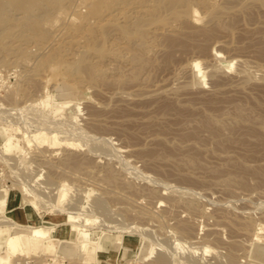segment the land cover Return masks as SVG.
<instances>
[{
	"label": "bare ground",
	"instance_id": "bare-ground-1",
	"mask_svg": "<svg viewBox=\"0 0 264 264\" xmlns=\"http://www.w3.org/2000/svg\"><path fill=\"white\" fill-rule=\"evenodd\" d=\"M240 19L243 22H241ZM238 21H239V24L241 23V25H245L244 26L246 27L245 29L253 30L254 33H257L258 37L256 36L257 38L254 39V41H256L257 43L258 53L260 55H264V27H262L264 25V0H0V66L3 65V67H6L7 64L12 65L13 63L14 65L16 62L18 63L20 62V64L22 63L25 65L27 62H29V60H32L33 64H31L30 67L22 66L23 70L21 71V73L19 72L20 74L19 76L25 82V83L22 82L21 84H23L25 87V84L28 81H35V83L33 84L36 85V87L38 86L37 88L39 89L40 93L38 95L39 97L36 99L33 98V100L34 101L37 100V102L40 103L41 105L42 104H45L46 106L51 105L52 107L51 106L50 107H51L52 113L63 116V114L66 111L65 110L66 107L74 105L75 103L69 100H62L56 104L52 103L51 102L52 100L51 90H49L47 86L44 84L43 85L41 84L40 86L38 84V80H41L43 77H45L42 74L44 73L45 68L48 67L51 63H55L57 65H63L64 67L63 76L66 77V79L72 81L75 85L79 87L81 85L83 86L84 84H86L88 87L89 86L94 87L95 85L100 86L103 84H109L113 86L112 88H114L113 90L111 89L112 93L113 92L116 93L114 94V96H116L118 92L120 93L118 96H120L123 92L129 95L130 94L133 95L132 93L133 90L136 93H138V91L142 93L143 89L146 91L145 87L147 88V86L149 87L150 85H154L156 87V85L153 83L154 81H156V83L158 84L157 80L159 79L157 78L155 79V77L157 76H153V74L155 73V70L161 65L162 59H163L164 64L165 63L167 64L174 57L173 52L178 51V50L181 52L182 51L185 52L188 50L192 52L197 51V52L206 53L207 48L209 46L208 42L212 40L211 43H213V39L216 40L218 38V37L216 38L215 33L217 31H221V32H228V33L233 34L235 29H238L236 28ZM194 22H196V24H194ZM217 41H222L223 44L231 45V43H228L229 41L224 38H219L217 39ZM233 44L234 43H232V45ZM234 45H237V44H234ZM31 46L32 47L34 46L35 49L33 50ZM226 49H229V47ZM220 53L221 51H219V49L217 50L216 48L215 49L213 48L212 51L209 52V54H211V56H214V57H218ZM161 55L162 57L160 59ZM249 61L250 60L246 58H240L238 60L240 68L236 70L237 75L235 77L236 78L239 77L241 82L246 81L245 83H247L248 82L247 80L249 79L252 80V77L250 74L252 72L249 73L250 70L247 71L248 70L247 66L249 65ZM18 63H16L15 66L18 65ZM184 64L183 65L180 64L178 66L181 67V66H184ZM187 64H188V68L186 67V64H185V69L183 67L182 69L184 70H186V68L189 69V71L187 72L188 73L190 72L193 75H197L200 72L205 71V70L201 71L202 62L197 58L191 59V61L187 62ZM255 66L258 67L260 70L262 69V71L264 70L263 63H258ZM205 67L207 68L206 70V72H208L207 74L210 76L213 82L212 89H211L212 95L209 93L210 92L209 91L208 93L210 94L211 98L207 97L208 99L206 98H205L206 100L203 99L200 102L201 107L199 106L200 103L198 102L199 103L198 106L200 109L196 108V105L194 104L195 107L192 106L194 110L191 107L192 109H189L187 112H183L182 109H181L182 111L177 110L178 107L175 108L174 105L172 106V104H163V105H160L157 109H155L154 111L155 113H151V114L147 113V115H145L146 116L145 120L142 119L144 118V116H142L141 119L139 118L142 121H140L141 123L138 122V124H143L140 127V131L143 130L141 132L145 134L146 138L149 137L148 140H151L152 138V141L154 142L157 141L159 144L158 150L148 151L147 155H149L150 158L155 159L156 157L157 159V157H161V158H165L169 160V162L171 163H175L174 165H176V163H179V164L182 163L192 168L193 167L195 168L204 167L203 170H205V168H208V166H205V162H203L202 158L200 157V151L196 149H194L193 152L192 150H187L186 152L180 153L178 156L176 154L173 155L174 153L171 152L175 149L174 144L172 145L173 149H170V148L167 149V147L166 148L164 147V144H166L167 141L168 142L173 141V140L168 139V136H167L168 131L177 130L179 128L189 129L187 132L179 133L180 137L185 138L184 140H189V142H186V145L188 148H192V149L196 148L195 146H197L198 143L201 145H205V143H201V140L204 139L202 137V132L204 131L206 132L207 138H209V140L217 146H221V145L223 146V144L225 143H237V144H240L238 146H241V148L243 146L244 150L248 151L249 153H252V152L256 153L259 151H262L264 153V109L263 107H261V101L256 99V96L251 97L253 101L251 103H248L247 100L245 99L244 101L234 99L236 97L228 98L226 96L227 99H225L223 90H225L224 87H226L227 85L226 83L227 81L226 82L224 81V79H226L227 77L225 76L224 79H221V75L219 74L223 72L225 74L227 72H225L224 70L223 72L222 70L220 72L219 71L220 67L218 64L217 65L215 64L214 60L207 62ZM15 68L16 67H14V69ZM258 68H255V69H258ZM2 69L3 68H1V70ZM252 70L254 71V69ZM177 71L178 69H175V72ZM16 73L18 72L16 71ZM190 73H189V76L191 75ZM16 75L18 76V74ZM262 77L264 80V76H261V78ZM18 79L21 80L20 78ZM239 79L237 80L239 81ZM257 79H259V77ZM254 80L256 81V79ZM203 82H204V79H203ZM127 83H132L131 84L132 86L130 88L132 92L129 91L130 89L127 90V92L125 91V89L127 88L125 84ZM229 83L230 82H228V84ZM19 84H20V81H19ZM19 84L17 83L16 85H19ZM240 84L241 85L243 84L244 86V83H240ZM240 84H237V85L239 86ZM231 85L232 86L235 85V87L237 86L236 84L234 85L231 84ZM70 86L71 85H68V84L63 85V87H65L66 90L69 89ZM20 87L17 88L16 86L17 88L16 93L18 92ZM153 87H152L153 89L152 93H157L155 89H158V88L154 89ZM163 87H162V90H163ZM245 87L246 86H244V88ZM150 88L147 90L152 91V89ZM169 89L173 91L174 87L173 89L172 88H169ZM25 90H26V87H25ZM28 91L30 92V90H26L25 92L28 93ZM148 92H145L143 94H148ZM173 92L175 93V90ZM239 92H241V90ZM164 93L168 94V92H164ZM139 94L135 96L140 97ZM121 96H125V94ZM127 96L128 95H126V97ZM131 97L132 96L130 95V97H127V98H131ZM186 98L187 97H185V99ZM185 99L183 98V100ZM33 100L31 101V103L33 102ZM216 101L217 102L226 101V102L225 103L223 102V104L221 103V105L219 103L215 106L214 104L217 103ZM184 102L187 103V101H184ZM187 105H189L188 107L190 108V105H192V102L188 100V103L185 105L186 108H184V110L188 109ZM197 109L200 111H197ZM172 114L175 115V117L180 118L176 121L177 123L176 125L173 124L174 122H170L171 120L169 121V118L171 117ZM41 116L43 115L39 116L41 118V121H44L43 119L45 117L43 116L42 118ZM44 128L46 127L38 126L34 131H28L27 129L22 130L19 126H17V129L20 131V136L23 139V146H17V152L19 153L18 154L19 157H22L24 154L23 148H25V151H26V148H31L32 146H33V149L38 146H42V147L45 146V149L49 148L54 153V150H58L57 148H59L60 150V147L62 146L75 148L78 145V143L74 141V138L70 136H60L58 134V131L48 130L47 128L46 129ZM73 128L70 127V130H68V132H71L70 134L73 133L72 131ZM76 128L77 127H75V131L78 133V130H77L78 128L77 129ZM67 129H66V132H67ZM82 133L84 135V132ZM102 137L100 138L104 140L105 137L107 136L103 137L104 139ZM142 137L144 138V136ZM93 138L95 137H92L91 140H94ZM100 138L98 139V136H97V139L99 141H100ZM146 138L143 140L145 141ZM106 139L108 140V138ZM99 141L98 143L100 144L101 141L100 142ZM104 141L105 143H107L106 140ZM95 142L96 141H94L93 143L96 144L97 142L96 143ZM13 143L15 142H13L11 140V137L9 136L5 138L2 145L7 147V146L15 145ZM99 146L100 145L96 147L94 146V147L97 148ZM102 146L107 147L106 148L107 150L109 147V144L108 146H106L105 144L101 145V147ZM112 147L110 148H111V151L113 152L115 151V149H114V146ZM41 149L42 148H40V150ZM99 150L102 151V148ZM106 150L104 151H105V154L107 155L108 153L106 152ZM116 150L118 149L116 148ZM22 151H23V154H22ZM43 151H40V153L42 152L41 154H37V151H35L36 155L43 156L41 158V162L45 160V157H46L45 155L47 154L45 151L44 153L46 154H44ZM108 152L110 151L108 150ZM112 152H110L111 155H112ZM110 153L108 154V157ZM226 153L227 152H225V158H228V159L231 158L230 159L231 161L233 157H229L230 155L228 156L227 155L228 153L227 154ZM77 154L78 153H76L75 151H65L63 153V156L61 155L62 164L58 163L61 165L64 164L63 166L67 165V167L68 165L73 166V169L75 172L74 171H71V172L72 173L74 172L76 176L79 173V172L77 173L78 168H83L84 166L86 168H89L90 166L89 165L90 159H88L87 156L82 157L80 154L81 158L80 157L78 158ZM116 154L118 156L119 152H117ZM112 156H115L114 153ZM48 157L49 155H47V160H48ZM37 158L35 157V159ZM228 159H225V160L228 162ZM234 159L235 160L231 162L229 161L230 169H228V166H227L228 163L223 165V167L221 166V169H218L220 168V166L219 167L214 166L213 168L212 166L211 167L209 166L212 169L208 168L209 170H212L218 174L216 175L215 178L217 181H220L221 183L224 184L223 185V187L225 186L224 189H226V186L227 187L231 186L232 188L233 187L232 185H234L235 183L246 184L247 175H250V176L252 175V177L254 176V178H256L255 182H258L259 184L264 185V166H262L264 165L263 162H261V165H256V166L253 165L252 167H249L248 164L247 166L245 165L246 164L245 162L241 161L243 159L240 160V158H238L239 159L238 161L236 160V158ZM39 160H40V157H39ZM261 160H263V158ZM49 163L48 164L50 166L55 165V162L54 163L49 162ZM224 163H221L220 165ZM29 164H30L29 161H25L24 167H28ZM49 165H47V167ZM103 166H104V171L101 170V174L103 172L102 177H104V181L105 183H107L108 186H105V185L101 186L100 192L98 191L99 189L98 190L96 189L97 190L96 192H98L99 194L93 192L92 193L93 197H91L90 195L91 197V198L89 197L90 199L88 198V196H89V192L91 191L86 192V194L84 195V196H87L86 198H88L86 199L87 200L86 203L84 200L85 198L83 196H80L79 194H78V197L79 196L80 197L78 199L77 197L75 198L77 202H75V199L73 197L74 202L73 204H71L70 202L72 199L71 200L69 199L70 202L69 201L68 202L71 205H73L75 209L77 205H82L83 203V206L85 208L89 207L87 209H89L90 211L91 209L93 210L98 209L99 210L98 213H102L100 212V210L104 212V210H106V207L108 209L107 200L109 198V195L112 196L114 191H115L114 196H116L115 195L116 192L119 193V196L117 195L116 198L125 197L124 200L126 199L128 200L131 197V196H128L129 195L128 193L130 191L133 192L134 190H137L141 192L142 194L143 192H146V194L149 196L157 194L158 188L155 189L149 186L146 188L137 187L134 182L133 183L135 185L132 183L131 179H129V181L126 182L127 178L124 181L123 180L124 177L123 178L119 177L118 176L119 174L118 175L116 174L117 170L115 172V169L114 170L112 169L113 166H107V164H106L107 167H105V165ZM54 167H57V166H54ZM51 168L53 172L50 170ZM51 168L48 169V172L51 171L50 175L48 173V177L45 179V182L42 183L40 181L39 182L40 184H38V187L40 185L44 187H48L46 185L49 184V180L52 177L51 174L54 173V168L53 167ZM68 168H71V167H68ZM99 168L101 167L99 166ZM32 169H35V168L32 167ZM56 169L57 168H55V171ZM209 170H206V171H209ZM78 171H80V175H81V170L79 169ZM84 171L86 172L87 170L85 169ZM32 172L35 173V171L33 170ZM41 174H39V176ZM80 175L79 177L82 176ZM90 175L89 176L92 180V174L90 173ZM85 176L86 178L88 177V175H85ZM37 178H38V175H37ZM81 178H84V177H81ZM90 178L88 177L89 181H90ZM96 178L98 177L95 176V179ZM99 178L100 180H102L101 176ZM151 178H153L154 180L156 177H151ZM75 179L77 178L75 177ZM157 179H158L157 181L160 182L159 178ZM25 180H24V183L29 185V183H27L29 181L27 180L25 181ZM28 180H29V177H28ZM36 180L38 179H35V182ZM31 181L34 183L33 180ZM92 181H94V177ZM20 182H23V181L17 182L16 180L12 181L11 179V182H9L8 185H12V186L16 185L19 187L21 184ZM46 182L47 184H45ZM105 183L103 182V184ZM160 183H163V182L161 181ZM217 183L219 184V182ZM36 184L34 185L35 187H37ZM30 185H32V187L30 186L29 188L30 190L29 189L28 190L32 192V195L27 194V201L31 205L34 206L33 207L34 209L39 210L42 204L38 203L39 202L37 198L38 194H36L38 193V191L32 190L35 188H33V184H30ZM63 185H67V183L64 182ZM165 185L169 187V190L170 188L173 187V186L170 187V184L168 183L167 184L165 183ZM58 186L60 185L58 184ZM71 186L67 185V187L66 186L63 188L60 187L62 188V190H60V192L58 193H59V200L61 202L65 197L68 198L69 196L68 192ZM231 188H228L227 190H230ZM49 189L51 191V187ZM49 189L47 192L50 193ZM39 190H40V187H39ZM127 190H130L127 193L128 195L125 192ZM176 190H180V189L177 188ZM185 190L183 187L182 191H184L185 193H189V192H186ZM191 190H190L191 192L190 195L193 196L192 192H197V191H193V190L191 191ZM182 191H179V192L183 193ZM39 192L42 193V191H39ZM110 192H112V194ZM169 192L171 193L172 191H169ZM179 192L175 191V193L180 194V195L177 194L176 196H174L175 193L174 195L173 193H171L170 194L171 198H169L170 200L167 199L169 200V203H168L169 205H167V203L166 205L169 206L170 209L171 207L175 206L176 203H180L186 208V210H188V212L196 213L200 211V213L202 214L204 213L205 209L204 210L201 209L202 206L199 208V206L197 205L198 203L196 202L197 200L194 202L195 198L193 197H195V195L193 197L190 196L191 198L194 199L192 200L190 198H185V196H183ZM233 192H237V190L232 191V194H234ZM42 194H44V192ZM5 195H6V190L1 189L0 190V205ZM40 195H38L39 200L41 196L45 197L44 195H41V196ZM188 195L189 194H187V196ZM49 196L52 197V195H49ZM182 196L185 199L182 198ZM70 198H72V196ZM132 199L134 198L132 197L130 200ZM64 200H66V198ZM137 200L133 201V202H136V204L134 203L135 204L134 206H137V208L135 207L136 209L133 208V210L135 209V212H136L135 214H137L138 216L147 215L148 217L157 218L161 220L163 213L156 212L154 209L147 206L148 205L147 203H144L145 204L144 205L143 203H141L143 200L140 202H138ZM51 201H53V198ZM52 204H55V202L54 203L52 202ZM60 204L63 205L62 203ZM45 206L47 207V210H46L47 212L53 211L52 212L53 214H51V216H47L46 218H51V219L58 218L59 214L54 212L55 211L54 206H53V210H48V205H45ZM124 207H125V210H128L129 208L127 205ZM57 210H60V209L58 208ZM74 211H72V209L65 208L64 219L56 223L55 226L54 225L45 226L41 224H33L30 218H29V223L20 224V223H17L11 220L9 217H7L5 223H7L8 225L10 223L14 224L15 229H13L12 226H10L8 232L5 235V238L3 240L0 239V249L4 250V252L7 254L6 256L0 255V264H11L13 260L16 259V257H17L16 260L18 261V258L21 259V257L28 252L53 251L52 254L54 257L58 256V254L70 255L73 252L70 249L69 245L67 246V244H71V242L74 243L78 247L83 257L85 253L86 254L88 253L92 258H95L96 260L94 264H102L103 260L105 259H112V260L114 259L118 261L120 250L119 251L113 250L109 252L104 251L102 242L100 241V233H99L98 225L97 227L94 228L88 223L91 227L88 226V229L83 227V226H87L88 224H84V221L83 223L76 221L78 215L76 214L77 215L76 216L74 214L75 213ZM107 211H109V209L106 210V212H104L103 215H105L106 213L109 214ZM194 213L193 215H195ZM196 214H199V213H196ZM234 214H236V212ZM202 216H204V214ZM75 217H76V220H75ZM103 217H106V216H103ZM214 217L215 219L218 218L217 219L218 221L223 222V223L225 222V224H228L229 225L228 227H230V230L235 231V232L240 231L242 233L248 234L250 233L251 230L254 229L253 227L255 226V224H253V219L251 217L241 219L237 216H233V217L230 215L227 216V214L223 212L216 214V216ZM234 217H237L241 220L239 222H236ZM189 218L190 219L192 218V214L191 216L189 215ZM89 219H90L89 217L84 218L86 223L87 221H90ZM102 219L103 218L101 217V220ZM188 219L187 218L186 219L177 218V221L175 225L173 226L175 230L173 229L172 232L179 233L181 234V236L187 235L188 233H191V232L194 233V231L192 230V226H191L192 224L189 223L190 220L188 221ZM95 220L93 219V221ZM94 225H95V222H94ZM145 228H144V231H145V234H147L148 229L145 230ZM208 228L209 230H211L210 227ZM262 228H264V225L256 227L253 230L254 232H251L253 233V235H255L254 237L256 239V240L254 239L255 241H261L259 230H261ZM64 229L71 231L72 237H70L68 240L66 239L63 240L66 245L61 246L59 244V246H56L55 244L60 241L58 238H56L57 242H54L53 240L55 238L54 234H57L58 232ZM209 230H207V233ZM149 231H152L151 228L149 229ZM212 231H214L215 233L221 232L218 228L215 229V227L212 228ZM152 234H155V233L151 232V236H148L149 234H147V236L148 237L155 236V235L152 236ZM218 234H215V235H218ZM175 236H176L175 237L176 243L174 246L178 249H182V248L184 249L183 245L185 244L181 243L183 241L179 242L180 237H177V234ZM118 240L119 239H117V241ZM254 240L251 241V243H253ZM241 241L239 242L238 239L236 240L233 237L226 242V246L228 247V250H226L225 254L228 252L227 256L230 260H233L237 256V251H236L237 249L245 250V244L241 243ZM117 243H118L117 246L119 247V249L124 248L120 242H117ZM162 247H165V246H162ZM185 247H187V245H185ZM195 249L196 247L195 248L192 247L191 252L195 253L196 252ZM203 250L206 251L208 249L205 247L203 248ZM163 251L165 252V250ZM163 251L157 252L158 254L155 256L154 261L157 264H166L165 262L168 261L169 259L167 258V255H166L167 250H166V254ZM215 253H219V252H215ZM168 256L170 255L168 254ZM215 256L217 255L215 254ZM58 258L59 257H57V259ZM230 260L227 259V261L229 262ZM20 261H18L17 263H19ZM223 262L226 263L225 261ZM223 262L220 263L217 261L215 263L214 261L213 263L223 264ZM13 263L16 264L15 261ZM52 263H54V261ZM259 263H255V264H259ZM72 264H76V263H72Z\"/></svg>",
	"mask_w": 264,
	"mask_h": 264
},
{
	"label": "rangeland",
	"instance_id": "rangeland-1",
	"mask_svg": "<svg viewBox=\"0 0 264 264\" xmlns=\"http://www.w3.org/2000/svg\"><path fill=\"white\" fill-rule=\"evenodd\" d=\"M240 21L243 22L241 19ZM194 24H196V22H194ZM244 26L245 25H241V23L239 24V21H238L237 27H236L238 29H235L233 34L228 33V32H221V31H217L215 33L216 38L218 37L217 39L224 38L229 41L228 43H231V45L223 44L222 41H217V39L214 40L213 38H212L213 43H211L212 40L210 39L211 41L208 42L209 46L208 45L207 46L209 48L211 45V47L209 49L207 48V51L209 50L212 51L213 48L214 49L216 48L217 50L219 49L221 53L218 57L211 56V54H209L210 51L209 52L206 51V53L197 52V51L192 52L188 50L185 52L183 51L181 52L179 50L174 51L173 52L174 57L171 59V61L168 62L166 60L168 63L164 64L163 59H162L161 65L155 70V73L153 74V76H157L155 77V79L156 78L159 79L157 80L158 84L161 81L160 82L161 85L160 84L158 85L156 81H154L153 83L156 85V87L154 85H150L151 88L150 86L149 87L147 86V88L145 87L146 91L143 89L142 93H140L139 91L138 93H136L134 90L132 92V90L130 89L132 86L131 85L132 83L125 84L127 86L125 91L127 92V90L130 89L129 91L133 93V95L132 94L130 95L133 98L132 97L127 98V97H130V95L124 92L121 95L125 94V96H121V95L118 96L120 94L119 92L117 93L116 96H114V94H116L114 92L112 93V90L114 88H112L113 86L109 84H103L100 86L95 85L94 87L93 86L88 87L86 84H84L86 86L81 85L82 87L81 86L79 87L75 85L72 81L66 79V77L63 76V68H64L63 65H57L55 63H51L48 67L45 68L44 73H42L45 77H43L41 80H38V84L39 86L41 84L42 85L44 84L47 86L49 90H51V93H52L51 102L52 103L56 104L62 100H69L75 103L74 105L66 107L65 109L66 111L64 113L65 115L63 114V116L52 113L51 105L49 106H46L45 104L41 105L40 103L37 102V100H35L36 102L33 100V98L34 99L38 98L39 97L38 95L40 93L39 89L37 88L38 86L36 87V85L33 84L35 83V81H28L25 84L26 90H30V92L28 91V93L25 92L26 91L25 87L23 84H21L22 82L23 83L25 82L19 76L20 75L19 72L21 73V71L23 70L22 68L25 66L30 67V65L33 64L32 60H29V62L26 63V64L30 63L28 65L26 64L24 65L22 63L20 64V62L19 63L16 62L18 63V65L16 66H15L16 63L14 65L13 63L12 65L10 64H7V66L4 65L6 67H3V65L0 66V76H1L0 77L1 79L0 81V190L1 189L6 190V195L0 205V239L3 240L5 238V235L8 232L10 226H12V228L15 229L14 224L10 223L8 225L7 223H5L7 217H9L11 220L17 223H20V224L29 223V218H30L33 224H41L45 226L46 225L55 226L56 223L64 219V214H65L64 211L66 208V209H72V211L75 210L74 214L78 215V216L76 215L77 220L75 217L76 221H79L81 223H83L84 221V224L89 223L94 228L97 227L98 225L99 233H100V241L102 242L104 251L109 252L113 250L114 251L120 250L118 261L114 259L113 260L105 259L103 260L102 264H117V263L118 264H157L154 261L155 256L158 254L157 252H160L163 250H165V252L163 251L165 254L167 250L166 255H167V258H169L168 261L165 262L166 264H210V263L215 264L217 261L220 263L225 261L226 263L223 262V264H230L232 261L233 262L231 264H250V263L255 264L259 262H260L259 264H264V228L259 230L261 241H255L256 240L254 238L255 235L251 233V232H254L253 230L256 227L264 225V192H263L264 185L259 184L258 182H255L256 178H254V176L252 177V175L251 176L247 175L246 184L235 183L234 185H232L233 186L232 188L231 186L230 187L226 186V189H224L225 188V186L223 187L224 184L221 183L220 181H217L215 178L216 175L218 174L212 170H209V169H212L214 166L215 167L220 166V168L218 169H221V166L223 167V165L227 163H228L227 164L228 169H230L229 161L231 158L229 159L225 158V152L228 153V154L226 153L228 156L230 155L229 157H233L231 161L235 160L234 158H236V160L238 161L239 160L238 158H240V160L241 159L245 160V161L243 160L241 161L245 162L246 163V164L244 163L245 165L248 164L249 167H252L253 165L254 166L261 165V162L264 163L263 161L264 153L262 151H259L256 153L252 152L253 154L249 153L248 151L244 150L243 146L242 148L241 146H238L240 144H237V143H225L223 144V146L222 145L217 146L213 142H211L209 138H207L206 132L204 131L202 132V137L204 139L201 140V143H205V145H201L198 143L197 146H195L196 148H193V149L188 148L186 145V142H189V140H184L185 138L180 137L179 133L187 132L189 129L179 128L177 130L168 131L167 133L168 139L173 140L174 142L167 141L166 144H164V147L165 148L167 147V149L168 148L173 149L172 145L174 144L175 149L171 152L174 153L173 155L176 154L178 156L180 153L186 152L187 150H192L193 152L194 149H196L200 151V157L202 158V161L205 162V166H208L209 169L205 168V170H203L204 167L203 168L201 167L192 168L182 163L181 164L176 163V165H174L175 163H171L169 162V160L165 158L157 157L156 159L155 157L154 159V158H150V156L147 155L148 151L158 150L159 144L157 141L155 142L152 141V138L151 140H148L149 137L146 138L145 134L141 132L143 130L140 131V127L143 124H138V122L142 121L140 120L142 116H144V118L142 119L145 120V117H146L145 115H147V113L148 114L155 113L154 112L155 109H157L160 105L172 104V106L174 105L175 108L178 107L177 110H180V111L183 110V112H187L189 109L193 108L192 106H194V104L196 105V108H199V106L201 105L200 102L203 99L206 100L208 98H211L210 94L212 93L211 89H212L213 82L210 76L207 74L208 72H206L207 68L205 67V65L207 62L213 61V60L216 65L217 64L219 65L220 72L221 70L222 72L224 70L225 72L228 73V74L227 73L224 74L223 72L219 74L221 75V79H224L225 76L227 77L226 79H224L225 82L227 81L226 82L227 85L225 84L226 87H224L225 90H223L224 91L223 93L225 96L222 95L225 97V99H227V97L228 98L236 97L234 99L236 100L238 99L241 101H244L245 99L247 100L248 103H251L253 102L251 97L256 96V99L261 101V107H263L264 109V84H263L264 80H263V77L261 78V76H264V70L262 71V69L260 70L258 67L255 66L258 63L264 64V55H260L258 53V46H257L256 41H254V39L258 37L257 33H254L253 30L245 29L246 27ZM262 27H264V25ZM232 43L237 44V45H234V44L232 45ZM232 46L233 47L235 46L236 48L235 47L233 48ZM228 47L229 49L231 48L232 49L231 50L226 49ZM32 48L33 50L35 49L34 46ZM161 57L162 55L160 56V59ZM193 58H197L202 62L201 71L205 70L203 71L205 73L200 72L197 75H193L189 72L191 74L189 76V73L187 72L189 71V69H187L188 68L187 62H190L191 59ZM240 58H246L250 60L249 65H248L249 67L247 66V69H248L247 71L250 70L249 73L250 72L253 73V74L250 73L252 80L256 79L257 82L255 80L252 81L249 79L250 81L247 80L248 82L245 83L246 81L241 82L239 77L238 78L235 77L237 75L236 70L240 68V65L238 63V60ZM184 63L186 64V67H187L186 70H184L185 69ZM180 64L182 65L184 64V66H181V67L178 66ZM14 67L16 68L14 69ZM182 67L184 69H182ZM1 68H3L4 70L3 69L1 70ZM255 68H258V69H255ZM175 69H178V71L175 72ZM252 69H254V71ZM12 70H14L15 72ZM16 71L18 73H16ZM16 74H18L19 77ZM228 75L230 76V78ZM254 75L256 78L254 77ZM258 77L259 79H257ZM18 78H20L22 81L19 80ZM203 79H204V82H203ZM237 79H239L240 82ZM19 81H20V84H19ZM228 82H230L233 85L244 83V86H246L245 87L246 90L243 84L242 85L240 84L239 85L240 88H239L238 85L235 87V85L232 86L230 83L228 84ZM17 83L19 85H16ZM64 84H68L71 86L69 89L66 90V88L63 87ZM20 85L22 88L20 87ZM16 86L17 88L20 87L21 89V90L19 89L17 93H16V90H17ZM152 87L154 89L158 88V89H155L157 93H152L153 92ZM162 87H163V90H162ZM149 88L152 89V91L147 90ZM169 88H172L173 91L175 90V93ZM238 88L241 90L242 93L239 92L240 90ZM157 90L160 92H158ZM144 91L145 92L149 91V92L148 94H143L145 93ZM164 92H168V94L167 93L165 94ZM137 94H139L140 97L138 96L136 97L135 95ZM126 95L128 96L126 97ZM180 96H182L184 99L185 97H187L188 99L186 98L185 100H183V98ZM237 97H239L240 99ZM180 98L182 99V101ZM32 100H33L32 102L33 104L31 103ZM188 100L192 102V105H190V108L188 107L189 105H187L188 109L184 110V108H186L185 105L188 103ZM184 101H187V103ZM223 102L225 103L226 101H223ZM223 102L222 101L217 102L214 105L216 106L219 103L221 105V103L223 104ZM11 107L12 108L14 107V108L12 109ZM197 111H200V110L197 109ZM40 115H43L46 118V119L45 118L43 119L45 122L41 121V118L39 117ZM43 116L41 117L43 118ZM178 119L180 118H177L175 117V115L172 114L171 117L169 118V121L171 120L170 122H174L173 124L176 125L177 124L176 121ZM17 126H19L22 130L27 129L28 131H34L38 126H43V127H46L48 130L58 131V134L60 136H70L74 138V141L77 142L78 145L75 148L62 146L63 148L60 147V150L59 148H57L58 150H54V153L49 148L45 149V146L43 147L38 146L42 148L41 150L38 147H35L33 149V146H32L31 148H26V151H25V148H23L24 154H23V151H22V154L24 157L23 156L19 157L18 155L19 153L17 152V146H23V139L20 136V131L17 129ZM70 127L71 128L74 127L73 128L74 130L72 129L74 134L73 133L70 134L71 132H68V130H70ZM75 127L78 128V129L76 128L78 130V133L75 131ZM66 129L69 134L66 132ZM82 132H84V135ZM9 136L11 137V140L15 142L13 143L15 145L5 147L4 145H2V143L4 142L5 138ZM91 136L95 137L96 139H97V136H98V139L102 136L103 137L107 136L105 137V139L102 137L104 140L107 141V143H105V141L100 138V141L102 140L101 141L102 144L101 143L99 144L98 143L99 140L98 139L96 140L95 138H93L94 140H91L92 139ZM142 136H144V138ZM106 138H108L109 141ZM142 138L143 139L146 138L147 141L146 140L144 141ZM94 141L97 142V143L95 142L97 145L93 143ZM103 142L106 146H108L109 144V147L107 150H106L107 147H103V146L101 147V145H104ZM109 142L111 143V145ZM98 145L100 146L95 148ZM112 146H114V149H115V151L113 152L111 151V148H110ZM101 148H102V151L99 150ZM103 148L104 150H106L108 154L112 152V155L114 153L115 156H112L110 153L111 157L110 155L108 157V154L107 155L105 154V151L103 150ZM116 148L118 150H116ZM39 150L40 151L44 150L47 153L46 154L43 151V153L46 154L45 155L46 157L44 156L45 160H47V155H49L47 161L42 159L43 161L41 162V158L43 156L36 155L35 153V151H37V154H41L42 152L40 153ZM108 150L110 152H108ZM65 151H75L76 153H78L77 154L78 158L79 157L81 158V156L82 157L87 156V158L91 160V161L89 160V163H90L89 168H86L85 166H84L85 168L84 167L78 168V170L79 169L81 170L82 176L80 175V171L78 170H77V173L78 172L79 173L77 176L79 177L80 175L81 177H84V178L79 177V179L81 180H79L78 177L75 175L73 166L68 165V167H71V168H68L67 165L65 166H63L64 164L61 165L62 164L61 157L63 156V153ZM117 152H119L118 156L116 154ZM35 157L36 158L38 157V158L35 159ZM39 157H40V160H39ZM51 158L55 162L54 166H57V167L49 165L50 164L49 162L54 163ZM224 158L228 159V162ZM262 158L263 160H261ZM25 161L30 162L28 166L29 168L24 167ZM58 163H61V164H58ZM105 163L107 164V166H113L112 169L113 170L115 169V172L117 170L116 174L117 175L119 174L118 176L121 178L124 177L123 178L124 181L127 178L126 182H128L129 179H131L132 183L134 182L137 187L146 188L149 186L155 189L158 188L157 194L149 196L146 194V192H143L142 194L141 192L137 190H134V191L132 190L134 193L131 192L130 190H127L125 191L126 194L130 191L131 193L129 192L128 193L129 195L128 194L127 195L131 197L128 200L126 199L127 200L126 201L124 200L125 197L116 198L117 195L119 196L118 192H116L115 194L116 196H114L115 191L113 192V194L112 192H110L113 196L112 197L111 195H109V198L107 200L108 209L110 212L107 211L109 214L106 213L105 215L103 214L104 212H106V210H108L107 207H106V210H104V212L100 210V212L102 213H98L99 212L98 209L96 210L94 209L96 212L93 209H91L90 211L89 209H87L89 207L85 208L83 206V203L82 205H77L75 209V207L71 205L74 202L73 197L74 199L76 197L78 199L80 196H83L85 198L84 200L86 203L87 201L86 199H88L90 195L91 197H93L92 196L93 192L98 193L96 192L98 189H99L98 191L100 192L101 186L103 185L108 186L107 183H105L104 181V177H102L103 172L101 174V170L104 171L103 165L107 167ZM221 163H224V164L220 165ZM47 165L49 166L47 167ZM31 166L35 169H32ZM99 166L101 168H99ZM209 166L210 167L212 166V168H210ZM51 167L54 168V173L51 174L52 177L49 180V184H47V182L45 183L47 184L46 186L48 187H44L40 185L39 186L40 190H39V187H38V184H40L39 182L40 181L42 183L45 182V179L48 177V173L50 175L51 171L53 172ZM55 168H57L56 171H55ZM48 169H50L51 171L48 172ZM85 169L87 170L86 172L84 171ZM32 170L35 171V173L32 172ZM206 170H209V171H206ZM71 171H74L73 172L74 174ZM89 172L92 174V180H93V177H94V181L96 180L95 182L91 180L90 178L91 175ZM39 174H41L42 176L41 175L39 176ZM37 175H38V178H37ZM85 175H88L91 182L89 181L88 177L86 178ZM95 176L98 178L101 176L105 184H103L100 178L95 179ZM28 177H29V180H28ZM75 177L78 180L75 179ZM149 177L150 178L156 177V178L154 180L153 178H151L152 179L151 180ZM157 178H159V181L160 182L162 181L163 183L158 182ZM11 179L12 181L16 180L17 182L18 181H23V182H20L21 184L19 187L16 185L15 186L8 185L9 182H11ZM25 179L29 181L27 182L29 183V185L24 183ZM35 179H38V180H36L35 182ZM31 180H33L34 183ZM64 182H66L67 185L69 186L72 185L68 192L69 194L68 198L65 197L66 200H64L65 198L63 199L65 203L63 200L62 202L59 200V193H58L60 192V190H62L63 187L65 186L67 187V185H63ZM217 182H219V184ZM165 183L170 184V187L173 186L172 188L174 189L170 188L169 190V187H167ZM30 184H33V188H35L32 190L38 191V193L36 194L38 195L41 194L45 196L43 197L40 195L41 198L39 200V197L37 195V198L39 201L38 203L44 205V206L41 205L39 210L34 209L33 208L34 206L31 205L27 201V194L32 195V192L29 191L30 186L32 187V185ZM35 184L37 187L34 186ZM58 184L60 186H58ZM164 185L166 188L164 187ZM49 186L51 187V191L49 189L50 188ZM176 187L180 190H176L177 189ZM183 187H184V190L186 189L185 191L189 193H185L184 191H182ZM228 188H231V189L227 190ZM48 189L50 193L47 192ZM189 189L190 190L192 189L193 191H197V192H192L193 196L195 195V197L190 195L191 192ZM234 190L235 191L237 190V192H233L234 194H232V191ZM39 191H42V193L44 192V194L40 193ZM169 191H172L171 193H173V195L175 191L177 192L182 191L183 193L181 192L179 193L185 196V198H190L192 200H194L193 198H195L194 202L197 200L196 202L198 203L197 205L199 206V208L202 206L201 209L203 210L205 209L203 213L204 216H202L203 214L200 213V211L196 212L199 214H196L193 212L196 216L193 215V213L188 212V210H186V208L180 203H176V205L171 207L170 209V207L167 206L169 205L168 204L170 200L169 198H171V195H170L171 193ZM86 192H89L88 198H86L87 196H84ZM9 194H11L12 196L11 201L16 203V205L7 208L6 203H7ZM78 194L80 195L79 197H78ZM177 194L178 193H175L174 196H176ZM187 194L189 195L187 196ZM49 195H52V197H50ZM71 196L72 198H70ZM183 196L182 198H184ZM190 196L193 198H191ZM132 197L134 199L130 200ZM52 198H53V201H51ZM69 199L70 200L72 199L71 202ZM134 200H137L138 202L143 200L141 203L143 204L147 203L148 204L147 206L154 209L156 212L163 213L161 220L157 218L148 217L147 215L138 216L137 214H135L136 213L135 209L137 208V206H134L136 204V202H133ZM52 202L53 203L55 202V204H52ZM75 202H77L76 199H75ZM50 203L52 204V206ZM60 203H62L63 205H61ZM45 205H48V210H53V206H54V210H55L54 212L59 214L58 218H55V219L46 218L47 216H51V214H53L52 213L53 211L47 212L46 211L47 207ZM126 205L129 207L128 210H125L124 206ZM165 207H167L168 209ZM58 208L60 210H57ZM133 208L135 209L133 210ZM220 211L227 214V216L229 215L232 217L237 216L241 219L251 217L253 219V224H255V226L253 227L254 229L251 230L250 233L248 234L242 233L240 231H239L240 234L238 231L237 232L231 231L230 227H228L229 226L228 224H225V222L223 223V222L218 221L217 220L218 218L215 219L214 216H216V214L222 213ZM235 212L236 214L238 213L241 217L238 214L237 215L234 214ZM191 214H192V218L190 219L189 215L191 216ZM103 216H106V217H103ZM88 217L90 218L89 220L91 222L93 221V219L94 220L96 219V220L93 221L92 223L90 221H87L86 223L84 218H88ZM101 217L103 218L102 220H101ZM237 217H234L235 221L239 222L241 219ZM177 218L179 219L189 218L188 221L190 220L189 223L192 224L191 225L192 230L194 231L196 235L192 232H191L192 234L188 233L187 235H183V236H181V234L179 233H175V232L173 233L172 232L173 229L175 230L173 226L175 225ZM100 221L103 223H101ZM94 222H95V225H94ZM89 224L83 227L88 229V226H90ZM208 227H210L211 230H209ZM214 227L215 229L218 228L221 232L220 233L218 232L219 233L218 234L212 231V228ZM144 228L145 230L148 229L147 230V234H149L148 236H151V232H154L155 234H152V236L153 235L155 236L148 237L147 234H145ZM150 228L152 231H149ZM207 230H209L208 233H207ZM214 233L218 235H215ZM176 234H177V237H180L179 242L183 241L181 243L187 245V247H185V245L183 244L182 245L184 246V249L183 248L178 249L174 246L176 243V239H175ZM54 236H55V238L53 239L54 242H57L56 238H58L60 241V242H57L55 245L59 246L60 244L61 246H64L66 244L63 240L64 239L68 240L70 237H72V233L71 231L64 229L58 232L57 234H54ZM232 236L234 237V239L236 240L238 239L239 242L241 240L243 241V242L241 241V243L245 244V250L237 249L236 250L237 256L233 260H230L227 256L228 252L226 254L225 252L226 250H228V247L226 246V242L229 239L233 238ZM117 239L119 240L117 241ZM253 240L254 242L251 243V241ZM117 242H120L124 248L119 249V247L117 246L118 244ZM68 245L73 252L70 255L58 254V256L55 255L56 257H54L52 254L53 251L28 252L22 257L20 256L21 259L18 258V261L21 260L19 262L20 264L21 263L23 264H54V263L55 264H72V263L94 264L96 260L95 258H92L88 253L87 254L85 253L83 257L78 247L72 242L71 244H67V246ZM162 246H165V247H162ZM192 247L193 248L196 247L195 253L191 252ZM205 247L208 250L204 251L203 248ZM215 252H219L220 254L215 253ZM168 254L170 256H168ZM215 254L217 256H215ZM0 255L6 256L7 254L4 252V250L0 249ZM53 257L55 258V260ZM57 257L59 258L57 259ZM16 259H14L13 262L15 261L16 264H19L17 263L18 261ZM227 259L230 260V262L227 261ZM53 261L54 263H52ZM214 261L215 263H213ZM13 262L11 264H14Z\"/></svg>",
	"mask_w": 264,
	"mask_h": 264
},
{
	"label": "crops",
	"instance_id": "crops-1",
	"mask_svg": "<svg viewBox=\"0 0 264 264\" xmlns=\"http://www.w3.org/2000/svg\"><path fill=\"white\" fill-rule=\"evenodd\" d=\"M11 199H12V196H11V194H9L8 199H7V203H6L7 208L16 205V203L12 202Z\"/></svg>",
	"mask_w": 264,
	"mask_h": 264
}]
</instances>
